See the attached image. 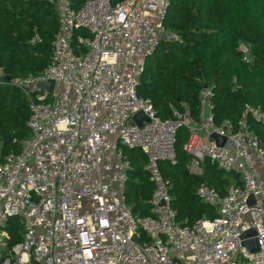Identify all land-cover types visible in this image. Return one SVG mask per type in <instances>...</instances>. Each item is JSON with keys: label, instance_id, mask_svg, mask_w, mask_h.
I'll list each match as a JSON object with an SVG mask.
<instances>
[{"label": "built area", "instance_id": "built-area-1", "mask_svg": "<svg viewBox=\"0 0 264 264\" xmlns=\"http://www.w3.org/2000/svg\"><path fill=\"white\" fill-rule=\"evenodd\" d=\"M53 2L59 31L51 63L37 77L13 81L29 101L32 134L18 153L0 147V264H264V138L251 125H264V110L246 104L237 125L217 124L211 85L200 95L198 118L176 111L164 120L138 95L145 60L167 32L170 0H87L79 9L70 0ZM80 29L91 36L78 38L86 52L77 55ZM240 48L249 61L250 46ZM49 80L52 93L38 86ZM181 127L189 134L191 172L202 174L209 160L242 180L225 196L201 184L198 197L219 215L185 226L160 168L161 161L175 163ZM213 134L226 137L225 144L217 145ZM123 145L148 159L152 215L140 225L149 241H137ZM14 217L23 226L16 244L7 228ZM252 241L255 252L246 246Z\"/></svg>", "mask_w": 264, "mask_h": 264}, {"label": "trees", "instance_id": "trees-1", "mask_svg": "<svg viewBox=\"0 0 264 264\" xmlns=\"http://www.w3.org/2000/svg\"><path fill=\"white\" fill-rule=\"evenodd\" d=\"M87 0H70L74 9ZM118 2L120 0H113ZM167 32L176 36L160 42L144 63L137 88L166 120L174 113L199 117L204 85H214L215 122L237 125L246 104L264 110V0H170L165 16ZM59 31V17L53 0H0V147L4 154L18 153L32 134L28 127L31 108L25 93L14 80L39 76L49 66L53 42ZM39 40L33 42L36 36ZM77 31L73 47L77 55L86 52ZM241 43L250 46L251 58L242 59ZM5 76H10L7 80ZM253 130L264 138V125L251 121ZM189 134L184 127L176 133L175 163L161 161L160 168L171 189L177 220L192 225L200 219H215L218 210L197 195L205 183L225 196L230 187L242 185L234 171H225L207 160L202 174L189 169L191 156L184 145ZM131 162L126 182V199L138 221L137 241H149L140 223L151 216L154 185L144 169L146 154L138 148L122 146ZM12 244L22 240L23 226L14 217L7 225Z\"/></svg>", "mask_w": 264, "mask_h": 264}, {"label": "water", "instance_id": "water-1", "mask_svg": "<svg viewBox=\"0 0 264 264\" xmlns=\"http://www.w3.org/2000/svg\"><path fill=\"white\" fill-rule=\"evenodd\" d=\"M169 35L170 34L167 33V32L162 33V35H161V41L162 42L167 41ZM5 78L7 80H10L11 79L10 76H5ZM38 86H39L40 89H42V90L46 89V90H48L49 93H52V91H53V89L55 87V82L53 80H49V81H46V82H43L42 81V82L39 83ZM206 87H207V85L205 84L204 85V88H206ZM135 119L138 121V123H141V121L144 119V116H143L142 113H140V114H138L135 117ZM212 138L216 141V144L219 145V146H223L225 144V142H226V137L220 136L218 134H213L212 135ZM246 246L252 252H255V251H257L259 249L256 242H253V243H249L248 242V243H246Z\"/></svg>", "mask_w": 264, "mask_h": 264}, {"label": "rangeland", "instance_id": "rangeland-1", "mask_svg": "<svg viewBox=\"0 0 264 264\" xmlns=\"http://www.w3.org/2000/svg\"><path fill=\"white\" fill-rule=\"evenodd\" d=\"M205 167L203 168V171H204ZM193 172V171H192ZM194 173V172H193Z\"/></svg>", "mask_w": 264, "mask_h": 264}, {"label": "crops", "instance_id": "crops-1", "mask_svg": "<svg viewBox=\"0 0 264 264\" xmlns=\"http://www.w3.org/2000/svg\"><path fill=\"white\" fill-rule=\"evenodd\" d=\"M251 243H253V241Z\"/></svg>", "mask_w": 264, "mask_h": 264}]
</instances>
